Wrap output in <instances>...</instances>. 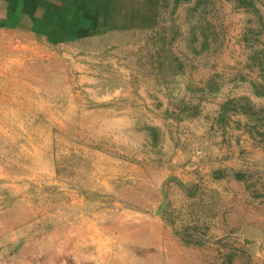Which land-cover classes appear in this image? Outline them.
I'll return each mask as SVG.
<instances>
[{
	"label": "rangeland",
	"instance_id": "1",
	"mask_svg": "<svg viewBox=\"0 0 264 264\" xmlns=\"http://www.w3.org/2000/svg\"><path fill=\"white\" fill-rule=\"evenodd\" d=\"M39 1H0V264H264V0Z\"/></svg>",
	"mask_w": 264,
	"mask_h": 264
},
{
	"label": "crops",
	"instance_id": "2",
	"mask_svg": "<svg viewBox=\"0 0 264 264\" xmlns=\"http://www.w3.org/2000/svg\"><path fill=\"white\" fill-rule=\"evenodd\" d=\"M0 1L5 3V4L8 2V4H9V8L8 9H9L10 12H11V9H12L13 12L14 11L15 12L19 11V12H21V15L24 16V17L31 16V14L33 12H35V11H42V12L43 11H47V8L43 4L42 0H40L39 3L44 5V7L37 6L38 3H34V2H32V0H0ZM84 1H86V0H84ZM81 2H82V0H64L63 5H65V8L64 9L62 8V10L63 11H67V12L68 11H72V13L75 14V11L77 10L75 5L78 4V6H79V4ZM34 6H36V7H34ZM77 8H78L79 14H78L77 17H75L74 20H76V19H78L79 21H80V19L84 20L83 17L85 16L84 15L85 13L82 12V10L79 9V7H77ZM58 11H59V9H58ZM86 13H88V12H86ZM43 17H44V14H43ZM30 18H33V17H30ZM69 20H70V18L69 19H65V21L60 23V26H63V27L66 26L67 24L65 25V23L69 22Z\"/></svg>",
	"mask_w": 264,
	"mask_h": 264
},
{
	"label": "trees",
	"instance_id": "3",
	"mask_svg": "<svg viewBox=\"0 0 264 264\" xmlns=\"http://www.w3.org/2000/svg\"><path fill=\"white\" fill-rule=\"evenodd\" d=\"M108 18H109V17H107V16H106L105 20H107V21H108Z\"/></svg>",
	"mask_w": 264,
	"mask_h": 264
}]
</instances>
